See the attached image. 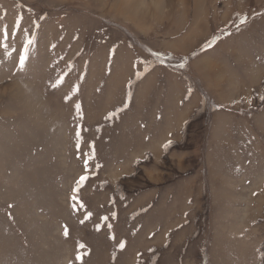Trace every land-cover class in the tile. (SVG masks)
Wrapping results in <instances>:
<instances>
[{
    "label": "rangeland",
    "instance_id": "374dc122",
    "mask_svg": "<svg viewBox=\"0 0 264 264\" xmlns=\"http://www.w3.org/2000/svg\"><path fill=\"white\" fill-rule=\"evenodd\" d=\"M0 264H264V0H0Z\"/></svg>",
    "mask_w": 264,
    "mask_h": 264
}]
</instances>
